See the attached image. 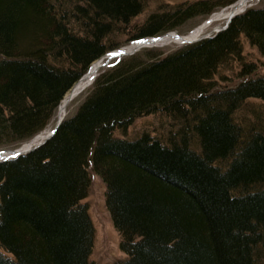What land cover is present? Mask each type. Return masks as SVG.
Here are the masks:
<instances>
[{
    "label": "trees",
    "instance_id": "trees-1",
    "mask_svg": "<svg viewBox=\"0 0 264 264\" xmlns=\"http://www.w3.org/2000/svg\"><path fill=\"white\" fill-rule=\"evenodd\" d=\"M154 1L0 0V149L43 131L105 55L238 0L167 5L134 23ZM244 42L264 58V7L165 57L114 64L41 147L0 162V264H88L90 172L126 255L116 264L264 262V109L250 102L264 103V75ZM148 116L154 132L119 136Z\"/></svg>",
    "mask_w": 264,
    "mask_h": 264
},
{
    "label": "rangeland",
    "instance_id": "rangeland-1",
    "mask_svg": "<svg viewBox=\"0 0 264 264\" xmlns=\"http://www.w3.org/2000/svg\"><path fill=\"white\" fill-rule=\"evenodd\" d=\"M188 1H196V0H155L154 2H151L147 5L145 10L141 13V15L137 17L134 23L138 22L142 24L144 20L148 17V15L152 13V11L154 10L162 9L163 7H167V5H176V4H179L182 2H188ZM238 1H236L234 4H236ZM231 6H229L228 8L216 10L204 20L192 19L191 21L185 23V25H183L179 29L178 32L180 33V35L177 33H174V35L180 38L181 37L186 38V37L191 36L192 34H197L198 32H200V35H198L199 36L198 38L200 39H197V41L214 37L216 33L217 32L219 33L222 27L225 26L226 21L223 19V17L225 14H227V11L231 8ZM263 7H264V0H248L247 8L244 10L242 14H244L246 11L250 9H260ZM164 37H167V36L166 35L163 37L161 36L159 37V39L164 38ZM151 39H156V38H151ZM135 44H138V43H135V42L128 43L119 49V50L128 49L127 50L128 52H132V53H129L127 56H124V57L117 56L115 58H112L110 61H106L105 57L99 60L101 61V64H100L101 68L96 74V78L98 77V75L112 68L114 64L118 62L119 63L123 62L131 58L133 55L134 57L141 56L142 60H144L143 53L152 51L157 54L160 53L162 54V57H165L166 55H170L184 48L185 46L192 45V44L182 43L178 39H167L165 41H160V42H157L156 44H152L151 46H148L146 48H141L139 50L133 51L132 48H134ZM243 44H244L243 56L245 60L255 64L257 66L256 69L258 71L259 76H263L264 75V58L259 56L258 51L255 48L250 47L248 43L244 42ZM108 55L110 56V58L112 57L111 53ZM232 74L233 73L226 72L224 73L223 76L226 79H229L231 77L233 79ZM216 79H217L216 84H218V82H221L220 81L221 78L217 77ZM92 85L86 91L81 93L77 98H75L71 102L72 104L70 103L68 107H66L67 110H66L65 117L63 118L64 120L71 118L72 116L76 114L79 106L81 105V103L84 101L85 97L88 95L89 91L91 90ZM225 86H226V82L220 83L219 87L224 88ZM250 102H251V105L253 104L255 106L262 105L264 109V103L257 101V100L250 101ZM56 111H55L53 118L50 120L49 124L45 127L43 131H41L42 133L40 132L39 134H37L38 136H41L43 134L44 135L49 134V137L52 136L53 131L55 130L57 125L60 123V122L59 123L57 122V112ZM159 125H160L159 120L155 116H148L145 118H140L136 120L133 123V125H131V127L128 129L126 134L122 136L119 135V136L122 138L134 139L135 137L139 136L143 132H154L155 129L159 128ZM37 137H35L34 139L32 138V139L35 140ZM32 139L26 142V144L24 143L22 146L24 145L27 146L28 144L32 143L33 142ZM43 144L44 142L40 143L37 147L25 152L24 154H21L20 156H24L28 154L29 152L36 150L37 148L41 147ZM22 146H20L19 148L8 149V150L0 149V162L4 160H8L11 157L12 159H15L16 156H14L13 153H10V152L17 151ZM90 175H91V183H90V187L87 192V196L81 201V204L87 207L88 215H89L92 227H93V244H92L93 246H92L91 254L88 258V264H116L117 262L123 261L126 259V255L123 254L119 248V244L121 240L120 234L115 230L113 223L111 221L110 215L105 206V196H104L105 187L103 185V182L100 180L98 176L92 174L91 172H90ZM1 252L4 255L8 256L3 251ZM262 263L264 262H260L259 264H262Z\"/></svg>",
    "mask_w": 264,
    "mask_h": 264
},
{
    "label": "bare ground",
    "instance_id": "bare-ground-1",
    "mask_svg": "<svg viewBox=\"0 0 264 264\" xmlns=\"http://www.w3.org/2000/svg\"><path fill=\"white\" fill-rule=\"evenodd\" d=\"M247 2H248V0H239L236 4L231 6V8L227 11V14L224 15L223 19L226 22H228L229 20H231V18L233 16L242 14L244 12V10L247 8ZM198 35H200V32H198L197 34H192L191 36L186 37V38H182V37L180 38V37H177L176 35L171 33L167 37H164L163 39H157V40H151V41L147 40V41H143V42H140L138 44H135L134 48H132V49H133V51H136V50H139L141 48H146L148 46H151L152 44H156L157 42L165 41L167 39H178L182 43L191 44L193 42H196L197 39H200V38H198L199 37ZM127 50H119V51L114 52V53L112 52L111 53V55H112L111 58H110V56L108 54L105 55L104 57H105L106 61H110L112 58H115L117 56H123L124 57V56H127L129 53H132V52H128ZM103 58H101V59H103ZM101 59H99V60H101ZM100 64H101V61H99V62L96 61L90 67L88 72L82 78H80L79 81L64 96L63 100L60 102V105H59V107L57 109V122L58 123L59 122L61 123L64 120L63 118L65 117L66 110H67L66 107H68V105L75 98H77L81 93L86 91L93 84V82H94V80L96 78V74L98 73L99 69L101 68ZM103 64H105V63H103ZM51 137H49V134H45V135L43 134L41 136H38L35 140H33L35 138L34 137L32 139L33 140L32 143L28 144L27 146L24 145L19 150L14 151L12 153H13L14 156H18V155L24 154L25 152H27L29 150H32L33 148L37 147L40 143H42V142L45 143Z\"/></svg>",
    "mask_w": 264,
    "mask_h": 264
},
{
    "label": "water",
    "instance_id": "water-1",
    "mask_svg": "<svg viewBox=\"0 0 264 264\" xmlns=\"http://www.w3.org/2000/svg\"><path fill=\"white\" fill-rule=\"evenodd\" d=\"M236 16H237V15L233 16V17L231 18V20L234 19ZM231 20H229L228 22H226L225 26L222 27V29H221L220 31H224V30H226L227 27H228V24L230 23ZM59 124H60V123H59ZM59 124L57 125V127L59 126ZM57 127H56L55 130L53 131V134L55 133ZM53 134H52V136H53ZM10 153H12V152H10ZM18 156H20V155H18ZM18 156H16V157L18 158ZM16 157H15V158H16ZM10 160H12V157L9 158L8 160H4V161H10ZM1 162H3V161H1Z\"/></svg>",
    "mask_w": 264,
    "mask_h": 264
}]
</instances>
